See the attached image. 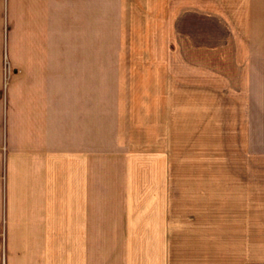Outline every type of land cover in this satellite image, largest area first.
Here are the masks:
<instances>
[{"label":"crops","instance_id":"obj_1","mask_svg":"<svg viewBox=\"0 0 264 264\" xmlns=\"http://www.w3.org/2000/svg\"><path fill=\"white\" fill-rule=\"evenodd\" d=\"M74 2L89 10L91 27L97 0ZM141 3L172 39L224 43L218 57H231L232 69L219 71L234 73L235 127L240 120V131L248 130L250 159L234 161L233 175L166 176L156 169L149 182L138 168L129 176L124 156L99 164L96 124L89 118L83 125L76 104L67 118L65 94L51 95L39 45L29 42H45L59 26L61 0H0L5 264H264V0ZM5 54L14 77L3 104Z\"/></svg>","mask_w":264,"mask_h":264},{"label":"rangeland","instance_id":"obj_2","mask_svg":"<svg viewBox=\"0 0 264 264\" xmlns=\"http://www.w3.org/2000/svg\"><path fill=\"white\" fill-rule=\"evenodd\" d=\"M61 4L60 24L51 26L49 39L29 42L33 49L39 45V62L48 68L40 77L51 95L65 94L67 118L76 104L82 124L89 118L96 124L99 164L124 156L129 176L138 168L149 182L156 169L166 176L233 175L234 161L250 159L248 130L245 137L240 120L235 127L240 96L234 73L219 71L232 69L231 57H218L224 43L170 38L141 0H97L91 27L89 10L74 0ZM8 31L7 24L5 36ZM3 62L5 104L14 66L7 54Z\"/></svg>","mask_w":264,"mask_h":264},{"label":"built area","instance_id":"obj_3","mask_svg":"<svg viewBox=\"0 0 264 264\" xmlns=\"http://www.w3.org/2000/svg\"><path fill=\"white\" fill-rule=\"evenodd\" d=\"M2 150H6V146L3 145L2 146ZM4 223V222H3ZM5 239H6V229H5V226L3 225L1 228H0V242L2 243V246L4 247L5 245ZM0 264H5V259L4 257H2L0 259Z\"/></svg>","mask_w":264,"mask_h":264}]
</instances>
